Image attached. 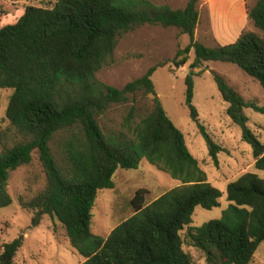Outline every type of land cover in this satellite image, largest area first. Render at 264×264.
<instances>
[{"label": "trees", "instance_id": "obj_1", "mask_svg": "<svg viewBox=\"0 0 264 264\" xmlns=\"http://www.w3.org/2000/svg\"><path fill=\"white\" fill-rule=\"evenodd\" d=\"M200 0L182 9L150 0H60L53 8L28 6L15 25L0 30V90H13L6 111L23 142L0 153V211L13 204L11 173L31 163L39 152L47 186L30 202H21L38 226L44 215L66 229L83 264H195L184 250H201L207 264H251L264 244V179L246 173L227 186L228 208L221 219L191 227L195 210L220 207L224 193L187 146L184 134L168 117L152 77L157 64L123 89L102 83L97 74L110 66L120 40L144 25L176 28L190 38L172 61L176 68L195 60L186 77V105L199 124L193 105L195 70L207 62L238 66L264 90V38L243 32L230 45L209 47L195 39ZM249 18L264 32V0ZM215 82L229 107L227 115L242 129L253 150L255 168L264 172V145L248 126L245 108L264 115V107L246 101L222 76ZM138 93L152 98V109L140 117L131 107L119 132L105 133L100 119L115 105H126ZM216 167L223 151L199 124ZM56 139H59L58 143ZM61 156L56 157L53 144ZM167 173L180 186L147 203L140 189L132 200L134 215L107 237L92 232L98 192L115 188L119 169L138 170L143 161ZM186 230L183 236L182 232ZM23 237L3 245L0 264H15Z\"/></svg>", "mask_w": 264, "mask_h": 264}, {"label": "rangeland", "instance_id": "obj_2", "mask_svg": "<svg viewBox=\"0 0 264 264\" xmlns=\"http://www.w3.org/2000/svg\"><path fill=\"white\" fill-rule=\"evenodd\" d=\"M7 1L8 6L0 9V13L1 10L5 13L0 23L2 29L15 25L26 7L51 9L60 0ZM150 1L177 10L184 8L189 0ZM257 1L200 0V21L195 39L209 47H215L235 43L243 32H254L264 38V32L254 26L248 15ZM189 44V36L183 35L176 28L141 26L120 40L113 62L101 70L97 77L106 85L123 89L128 83L143 77L151 67L166 63L152 77L156 92L168 117L184 134L187 146L207 174L208 182L224 193L220 207L212 210L196 208L191 227H201L205 223L221 219L229 206L226 189L230 183L236 182L246 173H255L264 179V172L255 168L252 147L243 141L242 129L227 115L229 105L222 98L214 75L222 76L246 101L263 107L264 90L256 80L234 64L207 62L195 70L193 105L199 113V124L223 149L218 155L219 166L216 167L209 156L199 124L191 118L186 105V77L195 54L191 51L189 62L184 67L176 68L172 63L179 49H184ZM12 94L13 90H0V153L24 141L6 118ZM133 106L139 116L143 117L151 112L152 98L138 93L128 104L112 106L99 121L104 132H119ZM244 114L249 118V128L264 145V115L251 108H245ZM56 141L58 143L59 139ZM53 148L56 157L61 160L56 142ZM114 182V189L98 192L93 209L92 232L104 238L134 215L132 200L137 191L146 189L149 192L146 201L151 203L181 185L145 160L138 170L119 169ZM46 186L47 176L39 152L35 151L30 164L11 173L8 191L13 204L0 211V251L4 244L23 237V247L17 254L15 264H83L85 258L71 246L65 227L57 219L44 215L40 225L34 226L33 214L21 205V202L34 199ZM185 234L186 230L182 232L183 236ZM184 250L192 256L195 264H207L204 253L198 248L185 245ZM251 264H264V244L260 246Z\"/></svg>", "mask_w": 264, "mask_h": 264}, {"label": "crops", "instance_id": "obj_3", "mask_svg": "<svg viewBox=\"0 0 264 264\" xmlns=\"http://www.w3.org/2000/svg\"><path fill=\"white\" fill-rule=\"evenodd\" d=\"M8 6V1L7 0H0V9H2V7H4V6ZM5 15V13L1 10V13H0V23L2 22V16H4ZM0 29H2L1 28V26H0Z\"/></svg>", "mask_w": 264, "mask_h": 264}]
</instances>
